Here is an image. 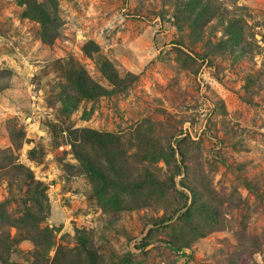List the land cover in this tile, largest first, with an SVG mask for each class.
Returning <instances> with one entry per match:
<instances>
[{
  "label": "rangeland",
  "instance_id": "rangeland-1",
  "mask_svg": "<svg viewBox=\"0 0 264 264\" xmlns=\"http://www.w3.org/2000/svg\"><path fill=\"white\" fill-rule=\"evenodd\" d=\"M203 2L215 15L195 24L179 0H57L50 43L24 4L0 0V202L12 216L29 205L30 170L69 262L84 244L98 264H264V0ZM226 11L245 15L246 52L224 35ZM105 59L127 89L62 100L70 62L110 87ZM81 127L118 135L122 179L149 170L166 186L102 184L71 146ZM15 247L9 262L33 264L29 239Z\"/></svg>",
  "mask_w": 264,
  "mask_h": 264
},
{
  "label": "trees",
  "instance_id": "trees-1",
  "mask_svg": "<svg viewBox=\"0 0 264 264\" xmlns=\"http://www.w3.org/2000/svg\"><path fill=\"white\" fill-rule=\"evenodd\" d=\"M19 2L25 5L24 13L40 23L42 38L51 43L59 26V18L56 13L57 0H19ZM204 4L203 0H179L177 6L182 10L187 9L190 12L189 20L196 24L199 21L211 19L210 15L212 14L215 15V12L209 13ZM226 16V18L220 17L221 21L225 20L226 32L224 35L232 38V44L240 52H246L245 43H242L247 26V20L244 19L245 15L226 11ZM82 48L86 55H91L92 52L99 49L93 40L85 42ZM100 70L110 82V87L94 80L82 64L70 62L66 70L63 71L66 83L60 91L62 100L69 99L70 103L75 106L80 99H95L101 95L117 93L128 88L131 79L121 76L109 60L105 59L101 62ZM74 133L75 142H71V146L76 158L80 161L83 170L92 177H96L102 184L125 189L139 187L144 183H151L152 186L158 188L166 186L164 180L155 178L149 170H145L138 179L132 181L127 178L122 179V173L118 167H120L119 159L122 158L124 148L119 143L118 135L87 127L76 128ZM181 140L184 141L185 137L178 139L174 147L169 145L171 155H174L175 151L183 155ZM162 154L158 151L157 155H154L155 160L163 157ZM164 158L166 159L165 155ZM15 167L24 168L23 165L19 164ZM174 176L175 173L171 174L170 178L173 180ZM20 182L24 183L27 191L20 198L21 200L27 198L30 203L29 205L26 204L25 209L19 210L21 212L18 211L20 214L12 216V213H9L5 208V200L0 202V220H4L3 223H0V262L2 264H14L9 262L6 256L16 250L15 246L19 242L29 239L33 244L31 250L33 264H73L69 262L71 259L69 260L67 257L70 253L68 252L69 249L62 243H57L52 227L44 224L45 215L42 214L43 202L40 197L43 189L42 183L34 178L30 170L25 172ZM194 203L195 199L191 200L186 210L192 209ZM184 214L187 213H181L180 217ZM12 227L16 229L13 234L10 233ZM89 248L82 244V248H79L73 258V260H77L75 264H98L96 253ZM52 250L54 253L50 255Z\"/></svg>",
  "mask_w": 264,
  "mask_h": 264
}]
</instances>
